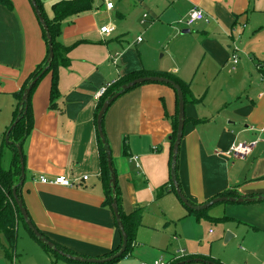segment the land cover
Returning a JSON list of instances; mask_svg holds the SVG:
<instances>
[{
    "label": "crops",
    "instance_id": "0c3cea01",
    "mask_svg": "<svg viewBox=\"0 0 264 264\" xmlns=\"http://www.w3.org/2000/svg\"><path fill=\"white\" fill-rule=\"evenodd\" d=\"M57 1L40 0L51 20ZM195 8L203 9L211 24L188 28L181 23ZM106 25L114 28L111 34H101ZM61 27L57 42L66 64L59 63L55 73L45 72L36 85L30 101L32 127L23 145L21 197L46 238L88 259L105 258L122 246L101 179L97 95L135 74L172 78L186 88L177 174L192 205L231 192L237 197L264 195V0H114L112 10L103 0H92L87 12L64 20ZM186 29L190 32L183 34ZM48 54L31 0H0V167L6 171L15 156L10 143L9 169L2 166L1 154L18 108L17 95ZM177 112L174 88L151 82L121 95L105 114L122 210L131 215L142 209L130 253L113 264L158 259L171 264H264V200L217 203L193 212L176 193L171 160ZM239 143L252 145L245 159L229 154ZM61 176L77 184L41 181ZM216 224L215 233L210 229ZM21 227L26 231L22 248L37 259L33 264L46 258L82 264L51 258L21 222L13 261L1 234L0 264L15 263ZM227 233L231 238L225 242ZM180 250L186 255L171 262Z\"/></svg>",
    "mask_w": 264,
    "mask_h": 264
},
{
    "label": "trees",
    "instance_id": "16d2710c",
    "mask_svg": "<svg viewBox=\"0 0 264 264\" xmlns=\"http://www.w3.org/2000/svg\"><path fill=\"white\" fill-rule=\"evenodd\" d=\"M91 2H92V0H59L56 2L55 5H53V11L55 13V17L51 20L47 17L46 12L44 11V7H43L42 2H40V0H37L39 9L43 13L47 27H49V31H50V34L52 37V42H53V47H54V60L52 61L50 67L46 70V72L49 70H53L55 73L56 70L58 69L59 63L60 64H66V59L64 57L65 51L62 50V47L57 42V38L59 37V35L61 33L62 22L68 18H72L73 16H78V15H81L82 13L87 12V9H89L91 6ZM44 33H45V38L47 41V36H46L45 30H44ZM47 65L48 64H47V60H46L42 64V66L39 67L33 73V76L27 82L26 86L24 87V90L21 91L17 95L18 108L16 110V113H15L14 119H13L14 120L13 124L16 123V125L13 127L12 131L9 134V136H10V147L15 152L14 161L12 164V169H10L9 171H6L2 167H0V237H1V234H5V236L8 240V243L10 244V248H6L5 252H6L7 258L10 259L11 261L14 260L13 259V253L16 249V240L18 237V229H19L18 224L21 222V223H23L24 227L27 229L29 235L31 237H33L35 242L38 243L44 249V251L51 256V258H53L54 260L55 259H66V260H69L70 262H74V261H72V260H70L64 256L62 257L61 255H59L58 253H56L55 251L50 249L48 247V245L42 243L34 235L33 231H31L30 228H28V226L26 225V223L24 221V217L19 210V207L17 205L16 200L13 197V190H14L15 186L19 185V183H20L19 180L21 177L20 153L18 151L17 145L18 144L22 145V151H23V145H24V143L28 137L29 131L32 127L31 104H30L31 97L33 95V92L35 90L36 85L39 83V81L45 75V73L43 74L42 72H43V69L45 67H47ZM141 77H148V76L141 75V74H135V75H132L130 77L122 78V79H120V81L114 82V83L110 84V86H107L108 87L107 91L99 99V102H98L99 105H98L96 118H97V115H98L99 111L101 110V108L103 107L105 100L107 98L113 96L117 91H119L120 88L122 87V85L129 83V82H132L135 79L141 78ZM33 79L34 80L37 79V82L33 86L32 91L28 97V100L26 102H23V95H24V92L26 90V87L28 86V83ZM169 79L175 81L178 85H180L176 80H174L172 78H169ZM138 86L139 85H135V87L132 89H135ZM180 86L183 88L184 96L186 99V92H187L186 88L182 84ZM53 88H54V90H53L52 97L54 98V96L56 95L57 89L55 88V86ZM132 89H130V90H132ZM130 90H128V91H130ZM127 92H125V93H127ZM125 93H123V94H125ZM178 109H179V100H178ZM13 124H12V126H13ZM12 126L9 129H11ZM177 126H178V112H177V118H176L175 123H174V131H175L174 135H173L174 142H175L176 135H177V131H176ZM103 130H104V123H103ZM8 131H7V133H8ZM97 131H98V129H97ZM7 133H6V135H7ZM105 136H106L107 144L109 145L106 133H105ZM98 141H99L98 145H99V149H100L101 164H102L101 179H103L105 186H106V190H107V193H106V195L108 196L107 205L112 207V203L114 200V194H113V190H112L111 184H110V172H109V166L107 164V153H106L105 146L102 143L100 134H99ZM23 154H24V151H23ZM171 162H172V160H171ZM177 162H178V159H177ZM24 164H25V154H24ZM178 165H179V162H178ZM178 165L176 167L177 177H178V174H177L178 173ZM178 181H179V177H178ZM179 185H180V183H179ZM165 189H167V188H165ZM174 189H175V187H174ZM21 190H22V186H18L17 194H19L20 197H21ZM115 194L117 196L118 209L120 210L122 223H123V225H125V230L128 234L129 244H128V248H127L125 254L121 258L115 259L109 263H104V264H113V263L119 262L120 260L124 259L128 253H130V251L132 249L133 242L135 241L134 240L135 239V232L137 231V229L140 226L139 222H140L142 209L139 208L133 214L127 215L124 212V210H122V207H121L122 198H121V194H120V190H119L118 185L116 187ZM224 196L231 197V196H237V195L235 193L231 192L228 194H224L220 197H224ZM252 197H255V196H252ZM21 198L23 199V197H21ZM190 210L193 212H196L192 209H190ZM118 229H119V227H118ZM121 238H122V236H121ZM1 245L2 244H0V247H1ZM56 246L59 250L70 254L64 248L62 249L59 245H56ZM121 247L118 248L117 250H115L113 253H110L111 255L109 254V256H107L105 258H101V259H107L110 256L116 254L121 249ZM209 261H210L209 264H218L215 261H211V260H209ZM82 264H85V263H82Z\"/></svg>",
    "mask_w": 264,
    "mask_h": 264
},
{
    "label": "water",
    "instance_id": "95a60500",
    "mask_svg": "<svg viewBox=\"0 0 264 264\" xmlns=\"http://www.w3.org/2000/svg\"><path fill=\"white\" fill-rule=\"evenodd\" d=\"M32 6L34 11L37 14L38 20L40 22V24L42 25V27L44 28V30L46 31V36H47V42L49 45V54H48V59H47V67H45L43 69V74L46 72V70L50 67L52 61L54 60V47H53V42H52V37L49 31V27H47L45 18L43 16V13L40 11L37 0H31ZM190 29H186L183 30V34L184 33H189ZM42 74V75H43ZM37 79H33L28 83V86L26 87V90L24 92L23 95V102H26L28 100V97L32 91L33 86L36 84ZM161 83V84H168L171 85L174 90L177 93V99L179 100V109H178V126H177V135H176V139L174 142V149H173V155H172V171H171V177L173 179V185L175 187L176 193L178 194L179 198L181 199L182 203L184 205H186L188 208L200 212L203 210H207L210 207L216 205L217 203H240V204H245L246 202H256V201H262L264 200V195L262 196H255V197H237V196H231V197H217L214 200L204 204V205H200V206H194L192 205L188 199L186 198V196L184 195V193H182L181 187L179 185V181H178V177L176 175V167L178 165L177 159H178V155H179V151H180V144L183 138V134H184V126H185V119H186V115H185V106H186V100H185V96H184V91L183 88L178 85L175 81L169 79V78H164V77H160V76H150V77H141V78H137L132 82L126 83L124 85H122V87L120 88L119 91H117L113 96L107 98L105 100V103L103 105V107L101 108V110L99 111L98 115H97V129H98V133L100 134L101 140L103 145L105 146L106 149V153H107V164L109 166V172H110V184H111V188L113 190V194H114V200L112 203V209L114 210L115 216H116V221H117V225L119 227V231L121 233L122 236V240H123V244L121 249L114 255H112L111 257L107 258V259H88L85 257H81V256H73L71 254H68L64 251H61L57 248L56 244L52 241H50L48 238H45L43 236V234L39 231V229L37 227H35V225L33 224V221L30 219L29 217V213L26 211L25 205H24V201L23 199L19 196V194H17V188L18 186H22L24 185V180L26 177V166L24 164V154L22 151V145L18 144V151L20 153V166H21V177L19 180V185L15 186L14 190H13V197L17 202V205L19 207L20 212L22 213L23 217H24V221L26 223V225L28 226V228H30L31 231H33L34 235L44 244L48 245V247L50 249H52L53 251H55L56 253H58L59 255H61L62 257H66L74 262H82V263H89V264H104V263H109L115 259H119L121 258L127 248H128V244H129V240H128V234L125 230V225H123L122 223V218H121V214H120V210L118 209V202H117V196L115 194L116 191V187H117V179H116V171L114 168V164L112 162V150L110 148V146L107 144L106 141V136L103 130V123L105 120V114L108 111V109L111 107V105L114 103V101H116L118 98H120L121 95H123V93L127 92L128 90L132 89L135 87V85H140V84H145V83ZM18 122V121H17ZM16 125V123L13 124L12 128L9 129L8 133H7V142L8 144L10 143V132L12 131L13 127ZM226 239L225 242L230 241L231 238V234L227 233L225 235Z\"/></svg>",
    "mask_w": 264,
    "mask_h": 264
},
{
    "label": "built area",
    "instance_id": "2783aa9c",
    "mask_svg": "<svg viewBox=\"0 0 264 264\" xmlns=\"http://www.w3.org/2000/svg\"><path fill=\"white\" fill-rule=\"evenodd\" d=\"M106 9L107 10H112L114 8V0H103ZM148 17V15L144 16V19L142 21V23L145 22L146 18ZM199 22H204L206 24H211V18L205 13V11L201 8H195L193 10H191L188 14V16L185 18V20L181 21V23L185 24L186 27L188 28H192L195 26V24L199 23ZM114 28L111 27L110 25H106L102 28L101 30V34H111L113 32ZM139 41H142L141 38H139ZM237 50V49H236ZM238 55H233L232 60L234 62V64L238 63ZM110 86V85H108ZM107 86H105V88H103L97 95V98L100 99L105 92L107 91ZM252 152V145L249 144H243V143H239L237 145H234L231 149L229 154H233L237 157H240L241 159H245L246 156H248L250 153ZM133 160L135 162H137L139 160V157H133ZM140 166V164L138 163V167ZM83 179H87V177H83ZM41 181L43 183H51V184H55L58 186H64V187H73L77 184L72 182L71 180L67 179L65 176H61V177H56L55 179L49 180L47 178H42ZM176 255H174L173 260H171V262H173L175 259H179V257H184L185 251L184 250H180L177 251L175 253ZM138 264H148L146 262H142L140 261V263ZM152 264H171L167 261L158 259L156 260V262L152 263Z\"/></svg>",
    "mask_w": 264,
    "mask_h": 264
},
{
    "label": "rangeland",
    "instance_id": "374dc122",
    "mask_svg": "<svg viewBox=\"0 0 264 264\" xmlns=\"http://www.w3.org/2000/svg\"><path fill=\"white\" fill-rule=\"evenodd\" d=\"M160 56H162V55L160 54ZM4 144H5L4 151H6V152L3 153V154H1L2 155V157H1V159H2V166L8 167V169H9L10 168L9 159L7 161V154L9 152L7 150H8V147L9 146H8L7 139H5ZM217 227H218V225L216 224V225L212 226L210 230H212V232H215L216 233ZM25 232L26 231L24 230V228L21 227L20 232H19V239H18L19 240L18 243H20V246L18 247V250H17V253H18L17 254V259L15 260V263L13 262L12 264H33V263H35V261H37V259H35L33 257V254H30L29 252L27 253V251H25V249L22 248L21 237H23V235H24ZM44 260H45V262L43 263V261H42V262H40V264H68V263H65L64 261H63V263L62 262L53 263V262H51L47 258L44 259Z\"/></svg>",
    "mask_w": 264,
    "mask_h": 264
}]
</instances>
